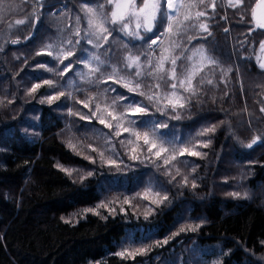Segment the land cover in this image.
I'll list each match as a JSON object with an SVG mask.
<instances>
[{
	"label": "trees",
	"instance_id": "obj_1",
	"mask_svg": "<svg viewBox=\"0 0 264 264\" xmlns=\"http://www.w3.org/2000/svg\"><path fill=\"white\" fill-rule=\"evenodd\" d=\"M20 2L23 6L18 17L25 19L26 24L12 32L10 38L0 39V264L151 263L167 250L170 252L167 256L176 254V259L184 264H264V113L260 112L264 107V70L256 61L264 30L257 29L248 35L252 27L251 8L256 0H245L236 9L226 3L221 6L217 0L215 13L207 8L208 16L213 17L207 20L212 36L194 40L192 44L184 42L189 49L203 44L219 61V66L205 70L213 84L203 85L199 95L181 111L182 118L168 120L169 128L157 131L166 140L175 136L178 146L211 140L208 148L197 149L206 153L205 156H178L172 162L181 170L176 180L165 174L164 166L156 167L160 161L154 164L149 160L140 163L129 159L125 153L135 145L126 147L120 143L127 140V133L116 137L112 135L115 128H105L95 118L81 120L68 114L72 109L91 116L89 109L76 103V99L96 96L90 105L94 110L96 103H111L118 96L147 104L143 97L128 93L111 81L88 84L79 80L70 86L66 77L61 79L56 72L39 68L49 63L55 65L52 56L37 55L47 51L48 44L54 45L51 51L57 49L56 54L62 47L73 46L67 40L76 39L70 35L69 28L75 26L76 15L82 17L83 35L86 23L81 5H93L97 0H41L40 5L36 0ZM32 11L36 12L38 21L30 15ZM240 14L244 15V22H240ZM225 28L229 31L225 32ZM154 34L155 31L147 35ZM113 37L116 39H110V43L114 50H120L118 57L123 51L121 39L130 44L143 43L129 41L119 32H114ZM13 39L19 43L12 44ZM77 47L86 45L82 41ZM83 53L77 50L70 60L81 58ZM69 62L64 61L65 65ZM229 68L231 71L224 76L223 70ZM68 75H73V70ZM44 79L54 80L57 88L43 85L29 94L31 87ZM105 88L115 91L99 96ZM57 90H64L65 95L49 103L47 95ZM68 92L72 93L71 98ZM149 108L150 115L132 118L137 120L140 131L149 130L151 121L167 119L155 108ZM212 126L216 128L214 133L197 135ZM256 136L262 139L247 147ZM105 137L112 140L115 153L127 168L122 165L118 170L99 162L92 164L67 146L72 140L82 153L97 157L88 145L107 148ZM106 155L116 158L111 152ZM58 163L75 171L69 176L56 166ZM167 167L176 175L175 167ZM89 171L93 175L81 181L80 177ZM183 175L189 177L187 187L179 183ZM112 181L116 182L114 186H103ZM192 181L196 188L191 187ZM148 184H154L169 200L157 207L140 199L137 193L145 192ZM234 192L240 196L230 195ZM125 197H136L131 207L119 204ZM109 201H116L110 204L117 208L116 213L109 215L100 208L101 215H82L85 209ZM121 207L126 214L120 212ZM149 207L154 211L145 219ZM190 224L201 226L196 231L180 232V228ZM177 232L179 235H174ZM164 239L168 243L157 246V241ZM142 246L150 251L134 260L115 255L122 248ZM195 253L201 259H195Z\"/></svg>",
	"mask_w": 264,
	"mask_h": 264
},
{
	"label": "snow or ice",
	"instance_id": "obj_2",
	"mask_svg": "<svg viewBox=\"0 0 264 264\" xmlns=\"http://www.w3.org/2000/svg\"><path fill=\"white\" fill-rule=\"evenodd\" d=\"M225 3L228 7L236 9L242 7L245 0H220L221 6ZM36 4L40 5L41 0H36ZM81 8L86 27L83 29V35H81L82 17L76 15L74 17L75 26L69 25V28L72 29L70 35L76 37V39L67 40V43L73 46L71 48L62 47L54 55L53 51H51L54 45L48 44L46 46L47 51L38 52L37 55L52 56L60 64H64L65 60L70 61L56 72L57 75L63 76L72 71L73 65H82L87 71L76 73L82 81L88 84H107L111 81L113 84H119L125 88L128 93L143 97L148 103L131 100L128 96H118L113 97L111 103L105 102L103 105L96 103L93 110L90 105L97 97L91 96L84 100L76 99L75 101L78 104H82L84 108H88L91 116L72 109H69L68 114L76 115L81 120L91 121L92 118H95L105 128L110 130L115 128L116 130L112 135L116 137L124 133H127L129 137H134V140L128 138L120 141L126 147L135 145L128 148L125 153L129 159L140 163H143L144 160H149L154 164L156 161H160V164H156V167L164 166L165 174L169 175L171 180H176V177L181 175V170L172 162L176 161L178 156H205L206 153L197 149L201 147L208 148L211 140H197L192 144H181L178 146L175 143V136L171 140H165L163 136L157 135V131L169 128L168 120H180L182 118L181 111L186 109L192 103L193 98L199 95L203 85L205 83L208 85L213 84V79L210 78L205 70H212L219 66V61L214 58L203 44L195 45L189 49L184 42L186 40L188 44H192L194 40H206L207 37L212 36L213 33L207 20L213 17L208 16L207 8H211L213 13H215L217 0H210V2H207V0H102V2L97 0V3L93 5L82 4ZM30 15L35 16L38 21L39 17L35 11H32ZM223 18L226 19V17ZM244 20V15L240 14V22H244ZM249 23L252 27L248 29V35H251L257 29L264 30V0H256L255 6L251 8V20ZM25 24V19L15 20V25ZM9 27L11 28L12 25H9ZM154 31V35H147L154 33ZM224 31L228 32L229 29L225 28ZM114 32H119L123 37H127L129 41H142L143 43L140 45L130 44L121 39L120 45L123 51L118 57L117 51L120 50H114L112 43H110V39H116L113 37ZM201 33L206 35H200ZM166 40L167 44L165 43ZM82 41L84 45L91 46L94 49L103 48V56L106 59H103L97 53H87V57L84 59L77 57L75 61L70 60L71 57L76 55L77 50L86 51L84 47L79 49L77 47L81 46ZM11 43H19V40L13 39ZM259 47L264 52V41L260 42ZM133 48H138L139 50L133 52ZM185 53L189 54L185 55ZM259 67L264 70V60H261ZM46 70L49 72L56 71L53 68H46ZM230 71V68L223 70V75L227 76ZM201 73H204V75L202 76ZM212 74L214 75V72ZM43 85H47L49 88H57L54 80L44 79L42 83H35L31 87L29 94L36 92ZM60 87L63 88V85ZM108 91H115V88H105L103 93ZM64 95V90H57L56 93L47 95L46 99L51 103ZM68 96L71 98L72 93L68 92ZM124 101H128V103L125 104L123 103ZM149 106L155 108L156 112H159L161 116L167 119L151 121L149 130L140 131L136 127L137 120L132 118L150 115ZM260 112L264 113V107L260 108ZM105 114L110 120L106 119ZM140 123H144V121H140ZM215 130V126L207 127L202 129L197 135L208 136L210 133H214ZM261 139L262 137L260 136L254 137L247 147L251 148ZM105 143L108 147L104 149H98L91 144L88 145L91 152L97 153V157L82 153L72 140L68 141L67 146L75 151L77 155H84V158L92 164L99 162L102 166L115 167L118 170L122 165L127 168L128 165L124 164L123 160L118 159V153H116V158L106 155V153H115L116 151L112 140L105 137ZM141 156H143V160ZM180 163L185 162L180 161ZM168 165L176 168V175H172V172L167 167ZM56 166L69 176L75 171L74 169L65 168L59 163ZM192 171L195 172V168ZM92 175L93 172L89 171L86 176H81L80 179L83 181ZM179 183L187 187L189 185V177L183 175ZM191 187L196 188L197 184L192 181ZM164 191L166 193V190ZM230 195L239 197L240 193L234 192L230 193ZM137 196L140 199L148 200L149 205L154 204L157 207L169 200L167 194L162 195L159 190L153 191L152 187H148L143 193H137ZM134 199L136 197H125L122 203L131 207ZM114 203L116 201L102 202L96 208L85 209L82 215H87L88 213L101 215L100 208L105 209L111 215L117 211L116 207H110V204ZM119 210L126 214L123 207ZM153 211L154 209L149 207L145 213V219ZM104 218L106 219L107 217ZM64 222L70 223L69 220ZM200 226L199 224L195 226L190 224L180 228V232L196 231ZM174 235H179V232ZM167 243L168 239L157 241V246ZM148 251H150L149 247H126L115 253V255L121 259L134 260L137 255H145Z\"/></svg>",
	"mask_w": 264,
	"mask_h": 264
},
{
	"label": "rangeland",
	"instance_id": "obj_3",
	"mask_svg": "<svg viewBox=\"0 0 264 264\" xmlns=\"http://www.w3.org/2000/svg\"><path fill=\"white\" fill-rule=\"evenodd\" d=\"M83 4H88V5H92V4H89V3H83ZM22 6L23 4L20 2V0H0V29L2 31H0V39L2 41L6 40L7 38H10L12 36V32H15L16 30L20 29L21 25H15V20L16 19H22L21 17H18V14L22 11ZM9 25H12V27L10 28ZM111 27V26H110ZM86 51H84L81 59H84L87 57V53H97V54H100L102 56L103 59H105L103 57V48L97 50V49H94L92 48L91 46H88L86 45ZM57 50V49H56ZM53 51V54H56L55 51ZM259 58V59H258ZM261 60H264V52H262L259 48L258 50V54H257V64L259 66V63L261 62ZM53 63L49 65H43V66H40L39 68H42V69H46V68H53L56 70V68L60 67H64L65 63L64 64H60L58 63V61L56 60L55 61V65L53 67ZM58 70L56 71H53V72H57ZM87 69H84L83 66L81 65L80 67L79 66H76L74 67L73 66V75H74V78L72 77L73 75H68L65 74L63 76H61V79L63 77H66V83L67 85H70V86H74L76 85L77 83H79L81 80L77 75L76 73L78 72H86ZM94 79V78H93ZM84 82V81H83ZM103 95L104 97L106 96V93H103V90H101V93L99 94L100 95ZM98 96V94H97ZM98 96V97H99ZM102 100V99H101ZM106 116V115H105ZM106 119L107 116H106ZM125 138H131L129 136H125ZM166 140V138H165ZM113 154H116V153H113ZM115 158V157H114ZM121 159V156L119 155V157ZM116 184L115 181H112L110 184H105L103 183V186L106 188V187H109V186H114ZM148 187H152L153 191H157L155 189V185L154 184H148V186L146 188H144V191H146L148 189ZM147 201V200H145ZM119 204L121 205L122 204V201L119 202ZM155 241V240H154ZM188 247H185V249L187 250ZM194 251L197 252V250L194 248ZM169 250H167L166 252H161L159 253L160 257L154 259L151 263H148V261H145V262H140V263H136V264H184V262L180 259H176V254H173L171 256H167L168 255ZM195 259H201V257L198 255V253H195Z\"/></svg>",
	"mask_w": 264,
	"mask_h": 264
}]
</instances>
